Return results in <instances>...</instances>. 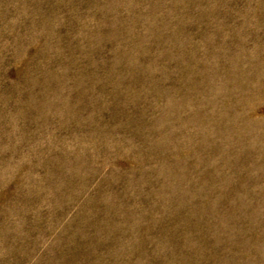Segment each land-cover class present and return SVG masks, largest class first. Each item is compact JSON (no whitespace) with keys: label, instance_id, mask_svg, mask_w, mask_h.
<instances>
[{"label":"rangeland","instance_id":"374dc122","mask_svg":"<svg viewBox=\"0 0 264 264\" xmlns=\"http://www.w3.org/2000/svg\"><path fill=\"white\" fill-rule=\"evenodd\" d=\"M0 264H264V0H0Z\"/></svg>","mask_w":264,"mask_h":264}]
</instances>
